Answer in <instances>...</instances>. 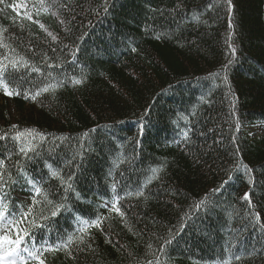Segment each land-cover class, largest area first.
Returning <instances> with one entry per match:
<instances>
[{"label": "trees", "instance_id": "trees-1", "mask_svg": "<svg viewBox=\"0 0 264 264\" xmlns=\"http://www.w3.org/2000/svg\"><path fill=\"white\" fill-rule=\"evenodd\" d=\"M0 66L4 234L45 264H264V0H0Z\"/></svg>", "mask_w": 264, "mask_h": 264}, {"label": "snow or ice", "instance_id": "snow-or-ice-1", "mask_svg": "<svg viewBox=\"0 0 264 264\" xmlns=\"http://www.w3.org/2000/svg\"><path fill=\"white\" fill-rule=\"evenodd\" d=\"M53 39H55V37H53ZM13 67L15 68L16 65L13 64ZM3 70H4V67L0 66V71H3ZM74 83L79 84L80 81L76 80L74 81ZM45 91H47V89H45ZM6 94L13 95L12 92H8V91H6ZM21 151H24V149H21ZM52 176L58 177L59 173L53 171ZM70 179L71 177H69V180ZM29 183L32 184V187L37 195H42L44 196L45 199H47V194L44 193L40 187H37L32 181H29ZM61 183H66V182L61 180ZM71 187H72L71 184H67V188L65 190L67 191L71 189ZM137 195H143V193L140 192V193H137ZM247 195L248 194L246 193L245 199H247ZM5 210H6V206H5ZM112 210H115L116 212L119 213V208L117 207L116 202H113ZM57 211H59V207L57 208L56 211H53L51 215L55 216L57 214ZM30 213H31V210H29V213L25 214V216L29 215ZM4 216H5V211L0 210V218H3ZM22 222H23L22 220L17 221L16 224L18 225L19 223H22ZM89 226L90 225H87L85 222V226L81 227L79 231L81 233H86L87 228ZM92 226L99 227V222L98 221L94 222V225ZM15 231L17 233L15 240L11 239V237L7 234L0 235V249H4L3 253L0 254V264H18V262L19 264H29V259L36 260L38 264H45V261L42 259L43 251H52L54 249L52 247H46L43 251H40V250L32 251L26 245V240H25V238L30 237L31 234L27 232L26 230L21 233V230L19 229V227H15ZM74 239H78L81 243L83 242V236L76 237V238L70 236L68 240L66 241V243L63 245V247H67L68 245H71L74 242ZM5 245H14V247L4 248ZM22 252H26L28 258H24L21 255ZM237 259H239V257H237ZM225 264H227V262H225Z\"/></svg>", "mask_w": 264, "mask_h": 264}, {"label": "rangeland", "instance_id": "rangeland-1", "mask_svg": "<svg viewBox=\"0 0 264 264\" xmlns=\"http://www.w3.org/2000/svg\"><path fill=\"white\" fill-rule=\"evenodd\" d=\"M3 95H4L7 103L10 104L9 95H7V94H3ZM9 112L12 114L11 107L9 108ZM246 132L252 138L261 136L264 134V123L258 122V123L252 124L251 126L246 127ZM4 233H5V223H3V218H2L0 221V235H3ZM0 254H1V252H0Z\"/></svg>", "mask_w": 264, "mask_h": 264}]
</instances>
